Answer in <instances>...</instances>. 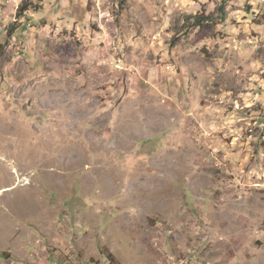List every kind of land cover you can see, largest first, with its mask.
Returning a JSON list of instances; mask_svg holds the SVG:
<instances>
[{
  "label": "rangeland",
  "instance_id": "rangeland-1",
  "mask_svg": "<svg viewBox=\"0 0 264 264\" xmlns=\"http://www.w3.org/2000/svg\"><path fill=\"white\" fill-rule=\"evenodd\" d=\"M6 1L0 264H236L264 237V0Z\"/></svg>",
  "mask_w": 264,
  "mask_h": 264
},
{
  "label": "crops",
  "instance_id": "crops-1",
  "mask_svg": "<svg viewBox=\"0 0 264 264\" xmlns=\"http://www.w3.org/2000/svg\"><path fill=\"white\" fill-rule=\"evenodd\" d=\"M258 240L260 241H257L256 245H245L243 243L236 245L233 242L234 244H232L236 252L233 261H235L236 264H264V237L261 236ZM249 253L254 255V259L251 262L247 259Z\"/></svg>",
  "mask_w": 264,
  "mask_h": 264
},
{
  "label": "built area",
  "instance_id": "built-area-1",
  "mask_svg": "<svg viewBox=\"0 0 264 264\" xmlns=\"http://www.w3.org/2000/svg\"><path fill=\"white\" fill-rule=\"evenodd\" d=\"M6 2H12V5H14V3L16 2V0H7ZM27 10H28V9H27ZM27 10H25V11H23V12H25V14H26ZM119 61H120V64H121V71H123V70H124L123 62H122L121 59H119Z\"/></svg>",
  "mask_w": 264,
  "mask_h": 264
},
{
  "label": "trees",
  "instance_id": "trees-1",
  "mask_svg": "<svg viewBox=\"0 0 264 264\" xmlns=\"http://www.w3.org/2000/svg\"><path fill=\"white\" fill-rule=\"evenodd\" d=\"M28 1H32V0H28ZM25 10H27V9H25ZM25 10H23V11H25Z\"/></svg>",
  "mask_w": 264,
  "mask_h": 264
}]
</instances>
